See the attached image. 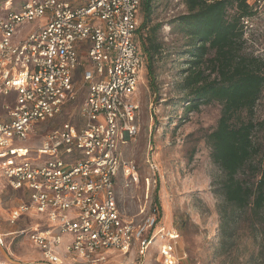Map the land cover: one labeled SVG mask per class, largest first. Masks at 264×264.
Returning <instances> with one entry per match:
<instances>
[{
    "label": "built area",
    "instance_id": "obj_1",
    "mask_svg": "<svg viewBox=\"0 0 264 264\" xmlns=\"http://www.w3.org/2000/svg\"><path fill=\"white\" fill-rule=\"evenodd\" d=\"M142 1L26 0L0 15V191L22 194L7 222L34 223L8 233L0 228L1 246L3 236L17 233L14 238L27 236L49 264H102L110 252L134 248L144 258L152 247L162 264H184L180 233L162 222L159 207L141 209L136 222L116 190L121 174L127 185L138 178L121 145L140 131L135 94L143 68L136 42ZM248 3L254 13L242 17L245 37L264 15V0ZM78 71L85 83L81 119L66 120L39 144H19L31 142L43 123L75 102Z\"/></svg>",
    "mask_w": 264,
    "mask_h": 264
},
{
    "label": "rangeland",
    "instance_id": "obj_2",
    "mask_svg": "<svg viewBox=\"0 0 264 264\" xmlns=\"http://www.w3.org/2000/svg\"><path fill=\"white\" fill-rule=\"evenodd\" d=\"M26 0H0V15L7 10H18ZM184 0H155L153 22L160 23V37L169 48L168 52L155 59V80L148 75L147 60L143 55L139 85L135 94L138 104L137 122L140 131L136 137L121 145L124 161L137 165V180L129 179L127 185L121 174L116 183L120 205L125 214L136 222L146 212L159 207L162 222L176 228L180 233L179 253L184 264H264V229L249 212L240 223H227V214L232 207L224 203L223 197L215 193L222 172L213 162L207 135L218 124L222 106L218 102L202 105L198 110L187 111L184 107L187 92L179 88L186 62H177L176 51L184 49L186 42L173 29V20L186 13ZM143 11H139V25ZM257 31L245 37L246 52L264 58V15L255 20ZM37 22L22 29L26 33ZM136 42L141 48L140 35ZM82 71V70H81ZM81 71L75 77L79 93L75 102L53 120L41 125V131L32 141L21 145H36L45 134L64 123L81 119L80 108L85 93ZM246 118V115L243 116ZM260 124L256 140L264 151V92L258 101L253 117ZM169 122V123H168ZM263 158L254 162L243 173L255 181L254 175ZM151 165L156 166L154 173ZM252 166V165H251ZM154 180L156 182H154ZM22 194L13 190L0 191L1 232H13L32 226L33 220L21 219L15 224L6 221L7 212L16 206ZM152 202V204H151ZM261 220H264L262 217ZM3 236L5 246L0 245V261L7 264H49L42 260L41 253L27 236ZM156 247L146 257L139 256L136 248L129 252H110L102 264H162ZM63 264H84L68 260Z\"/></svg>",
    "mask_w": 264,
    "mask_h": 264
},
{
    "label": "trees",
    "instance_id": "obj_3",
    "mask_svg": "<svg viewBox=\"0 0 264 264\" xmlns=\"http://www.w3.org/2000/svg\"><path fill=\"white\" fill-rule=\"evenodd\" d=\"M155 0H143L140 35L141 53L148 75L155 80V59L169 48L160 37V23L153 22ZM187 12L173 20V29L186 45L176 51L177 62H186L179 88L187 92V111L218 102L221 116L207 135L213 162L222 172L215 193L232 207L227 223L239 224L250 212L264 229V151L256 140L261 123L254 121L255 108L264 92V58L246 52L242 17L252 15L248 0H184ZM246 115V118L243 116ZM169 123V122H168ZM252 181L243 176L254 167ZM252 165V166H251Z\"/></svg>",
    "mask_w": 264,
    "mask_h": 264
}]
</instances>
